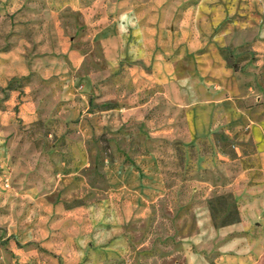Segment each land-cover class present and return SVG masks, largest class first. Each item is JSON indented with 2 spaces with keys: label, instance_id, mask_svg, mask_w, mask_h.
<instances>
[{
  "label": "rangeland",
  "instance_id": "obj_1",
  "mask_svg": "<svg viewBox=\"0 0 264 264\" xmlns=\"http://www.w3.org/2000/svg\"><path fill=\"white\" fill-rule=\"evenodd\" d=\"M262 119L264 0H0V264H264Z\"/></svg>",
  "mask_w": 264,
  "mask_h": 264
},
{
  "label": "crops",
  "instance_id": "obj_2",
  "mask_svg": "<svg viewBox=\"0 0 264 264\" xmlns=\"http://www.w3.org/2000/svg\"><path fill=\"white\" fill-rule=\"evenodd\" d=\"M104 11V10H103ZM104 15L100 18H125L126 13L123 12V10L120 9V7L114 6V13L111 12H103ZM33 18H17L15 21H25L27 23V29L31 28L32 25H28L29 21H32ZM94 20L90 18L88 24L92 26V23ZM118 23V21H115ZM115 22H110L107 26L100 28L98 30H93V32L89 29L90 32H92L93 36L96 37L95 39H99L100 41L107 43V45L110 44L112 40H116L119 36L121 37L120 33H118V30L116 32V29L119 28L118 25L115 26ZM117 27V28H115ZM86 31L85 28H82L80 32ZM118 33V35H116ZM87 34V33H86ZM17 55L19 52H14ZM110 53V49L108 48V55ZM216 111V106L211 103H200L195 105L188 106L186 113H187V131L182 133L180 136L183 140H188L190 142L198 140L200 138L206 137L211 133L212 130V123L214 119ZM250 133L252 135V141L256 150L255 156H256V164L259 170L262 173V180H264V119L258 120L256 122H252L249 126Z\"/></svg>",
  "mask_w": 264,
  "mask_h": 264
}]
</instances>
